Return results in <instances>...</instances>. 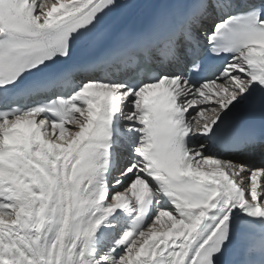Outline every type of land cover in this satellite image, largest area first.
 Returning a JSON list of instances; mask_svg holds the SVG:
<instances>
[{"label":"snow or ice","instance_id":"snow-or-ice-1","mask_svg":"<svg viewBox=\"0 0 264 264\" xmlns=\"http://www.w3.org/2000/svg\"><path fill=\"white\" fill-rule=\"evenodd\" d=\"M136 6L0 0V264H264V0Z\"/></svg>","mask_w":264,"mask_h":264},{"label":"bare ground","instance_id":"bare-ground-1","mask_svg":"<svg viewBox=\"0 0 264 264\" xmlns=\"http://www.w3.org/2000/svg\"><path fill=\"white\" fill-rule=\"evenodd\" d=\"M244 110H245V109H240V110H238V111L235 112V113L243 112ZM235 113H234V114H235ZM121 157H122V159L124 160V162L127 161L128 153H127V152H122V153H121ZM247 159H248L251 163H254V164H258V163H260V161H261V157H260L258 154H256V155H252V156H249V157H247Z\"/></svg>","mask_w":264,"mask_h":264}]
</instances>
